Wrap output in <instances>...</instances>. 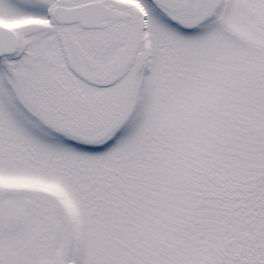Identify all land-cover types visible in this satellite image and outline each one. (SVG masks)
Instances as JSON below:
<instances>
[{
    "label": "snow or ice",
    "instance_id": "1",
    "mask_svg": "<svg viewBox=\"0 0 264 264\" xmlns=\"http://www.w3.org/2000/svg\"><path fill=\"white\" fill-rule=\"evenodd\" d=\"M0 264H264V0H0Z\"/></svg>",
    "mask_w": 264,
    "mask_h": 264
}]
</instances>
